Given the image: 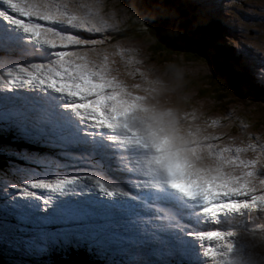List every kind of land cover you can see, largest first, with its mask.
Instances as JSON below:
<instances>
[{"label":"rangeland","instance_id":"374dc122","mask_svg":"<svg viewBox=\"0 0 264 264\" xmlns=\"http://www.w3.org/2000/svg\"><path fill=\"white\" fill-rule=\"evenodd\" d=\"M198 2L204 6L202 11L207 13L208 17L206 15L203 16L205 21H208L210 18H214V13L212 12L214 10H216L218 14L222 13L223 15L231 17L230 23L225 19H222L225 24H232L235 28H230L228 31H225L224 28L226 27L222 24L223 31L218 38L219 49L225 54L228 53L232 56H237L238 60L234 58L236 60V65L239 69H243L242 74H249L248 77L245 75V83L241 86L244 92L231 91L225 93V95H228L229 97L224 95L225 97L219 98V94L211 91V86L209 85V76L211 77L214 73L213 68L211 67L214 64L212 61L198 55V60L187 62L183 54L186 53V51L173 50L166 47L160 41L159 42L172 53H168L166 56L162 54H154L152 52V47L150 46L151 41L149 39L151 37L146 33L143 35L148 41L142 38V36L131 39L124 38V36H117L116 38L118 39L113 40L112 36L109 35V40H104V43L98 44L94 47L74 50L71 48L68 52H66L67 58L60 55L59 58L63 61V63L57 65L54 61L53 64L49 66V68H52L49 72L54 71L57 76L70 75L75 77L79 75L80 69L83 67L100 68L102 64H108V59L101 53L103 50L108 49L111 45L116 44H119V46L126 51L125 55L131 54L134 55L136 59L140 60V66L142 68H151L156 73H162L168 66L180 68L184 79H181L179 85L173 87L167 94L170 102L174 106L182 108L184 111L191 112L195 109L198 114H202L203 118L207 119L210 117L209 123L211 125L207 124L208 127L206 129L209 133V139H212L211 141L214 144L218 138L220 139L219 144L221 142L226 143L230 141L232 143L230 151L236 165L240 168V165H242L245 161L251 162L253 158H257L258 155H264V150H262L261 147L264 145V86L256 85L259 77L258 74L264 73V63L258 62L261 61L259 55L264 56V0H198ZM61 3H77V0H61ZM130 4L131 2L128 0H101L100 14L103 16V21L95 20L94 22L97 25L104 21H108L111 27L104 29L101 33H89L88 37L86 33H83L82 38L96 40L98 38L93 37L94 34L101 35L105 30H107L108 33L113 30H120L122 24L125 23L126 17H128L129 13H131L129 11ZM0 7L2 6L0 5ZM132 11H134V9H132ZM138 17L142 19L140 15ZM217 18L220 17L217 16ZM5 20L6 19L4 17L0 16V70L8 74L6 75L7 78H5L0 73V78L2 77L1 80L3 79V82L5 83H0V137L2 138L0 141V159L2 160L4 154L7 153L10 157L12 156V160H10L9 156L4 157V162L6 163L5 165L7 168H3L2 171H0V261L6 264H46L48 263V259L53 261V257L51 255L57 254V252L54 253V251L59 248L54 247L51 249L46 244L52 241L59 242L60 239L63 238L68 240L70 244H67L63 240L61 243L72 248L75 247L92 260H98L99 264H102V262L107 264H188L186 262L187 259L178 260L180 257L177 254L171 255L170 257L168 256L169 254L167 251L171 249L168 242H165L167 245L166 248L160 244L153 245L151 247L146 244L143 248H141L137 244L141 241V238L136 236L130 237L124 231L121 238H109V245L112 248L115 247V251H106L107 247L103 245V248H101L100 245V239L103 238L93 239L100 233L99 229L94 230V228H92V230L91 228H85L83 225L78 226L76 229L83 228L88 230V232L82 233L85 236V239H81V243H83L81 244L80 241L77 240L80 236L75 233L74 225L66 222L72 220V218L70 219V217L63 216L61 219H63L64 222L57 223V221H62L61 219H58L61 217L60 214L62 210H64L63 213H65V215H74V203L77 207L78 205H81V197H78L79 199L77 198L75 201L74 195L70 198H65L64 207L60 205L57 208L52 205L54 202L48 204L47 206H42L43 204L31 206L30 201H41V203H43L44 198L49 197L43 196L48 193L49 188L46 187L36 186V192L30 196L32 200L28 203V205H30L29 208L18 202L17 194L12 196L13 193H9L6 197H12H4L10 189H17L12 186L27 185L29 180L34 177L35 179L37 178V180L43 179L47 181L54 180L57 176L75 175L78 177L80 175L83 177L85 175H90L91 169L100 167L102 168V174L104 176L100 177L102 180L113 181L112 179H115L110 175V170L108 168L110 166L108 163H105L98 158V162L95 159L93 164L90 165L89 159L96 157L95 152L93 151H89L90 156H83L74 159L68 158L66 154H75L74 133L70 135V137L73 138V140H71V147H67L71 138L68 139L69 135H66L67 138H65L60 129L63 128L61 119L63 114L60 116V113L58 112V114L53 117V106L47 101V98H43L45 96L41 95L39 91L36 92L34 88L27 87L28 84H24L22 80L16 81L15 83H19L26 89H34L31 93L33 96H28L27 92L21 93L18 90H15L14 84L8 83V70L12 67L14 68L15 64L30 66L34 63H40L36 57H33V52L37 51V47H39L40 42L28 39V34H24L19 26ZM84 23L86 26L89 25L86 20ZM9 24L16 26L17 32L23 34L16 36V34H14V32L10 29ZM74 34H80L79 30L74 31ZM52 39L55 41L56 37ZM29 41L33 42L35 46L34 48L29 44ZM52 47H54V45ZM93 49L97 52V63L95 64L90 63L86 56L81 55V53ZM129 49L132 51L127 53ZM251 54L254 57L253 63L249 58ZM18 58H22L23 60L18 61ZM48 60L50 59L47 58L39 61H42L40 64H45ZM245 62L247 64H245ZM116 66L119 67L120 65L117 64ZM252 66L254 67L255 72ZM57 67H59L60 71L56 70ZM252 73L257 74L256 78H254V74ZM202 78L206 79L202 80ZM139 79V73L132 77V80L135 82H139ZM190 81L194 83V85H189ZM57 83L64 84L65 81H53L49 88L53 91V94L57 96V98H61L62 96L59 93L60 90H55V85ZM92 83H99L101 84V87L109 86L100 81H92ZM199 87L200 90L198 89ZM252 88L258 90L263 97L257 96V93L255 94ZM36 89L40 90V86ZM126 93L127 94L122 95L119 92L113 91L106 96V99L111 101V118L117 122V124L123 125L124 131L128 135L126 142L129 145L134 142L139 143L131 138L133 137L131 132L136 130V128H129L125 121L128 120L129 114L133 113L138 107V103L141 99V93L138 91L130 92L129 90ZM36 94L37 96L41 95V101H38L39 99ZM133 95L136 97L135 99L131 98ZM104 98L105 96L103 99ZM58 106L59 109L62 110L61 105L58 104ZM64 109H66V106ZM238 114H241V119L239 117L236 118ZM45 115H48V117ZM57 120L59 123L56 122ZM219 121L224 122L227 128L220 129L221 125H218ZM255 122H257V124L253 125ZM46 123H48V125H46ZM70 123L74 125L72 122ZM244 125L248 129H250L253 125V127L256 128L257 134L263 136L261 141H259L258 138L253 137L252 131H244ZM240 131H244L246 135L245 138H243V133H240ZM19 135L24 137V139L21 138L23 139V142H21L18 138ZM257 142H259L260 145H257ZM42 143L46 145L44 149ZM205 144L209 143L205 141ZM130 147L133 148V146ZM237 149H240V151L237 152ZM43 151L45 152V155L41 154ZM127 161L128 160L118 159L115 163L120 166L122 170H126ZM74 169H77L78 171L74 172ZM64 170H66L67 173L70 172V175L65 173ZM62 173L65 174L62 175ZM127 174L128 173L123 172L122 178H130ZM238 174L239 172H237L235 176H238ZM88 177L89 176H87V180L89 181ZM260 179H264V169H260L258 167L255 180L256 194L264 192V186L259 184ZM90 181L91 183L88 186H91L93 189L95 187L94 182L92 180ZM82 183L85 182H77L76 187H74V184L72 185V183L65 185V187L68 186L70 189H75L79 186L80 191H85L86 188L82 186ZM190 184L182 186L185 191H188ZM203 184L204 185L202 186H205V188L202 189H207L209 192L212 190L213 193L220 189L232 191L229 184L221 183L220 181L205 179ZM192 188L193 187H190V189ZM259 189L262 190L259 191ZM28 191L31 190L28 188ZM193 192H196V189L193 190ZM68 193H72V191L66 192L65 194ZM238 197H236V199H250V196ZM228 203L233 202L229 201ZM11 210H18V213L24 220L21 222L15 219L12 215L6 213L11 212ZM42 210H44L43 214H41ZM230 210L243 213L241 215L243 217H240L249 220L248 223H250V225L248 226L250 227L239 226L238 223L242 220L237 223L234 221L231 226H228L230 227L229 229L217 228L214 226L209 227H214L213 229L224 230L226 232H234L235 235L231 237L234 243V251L232 254H235L237 251L242 256L251 254L257 260V264H262L261 262L264 261V216H261V214L257 212L259 207H245ZM247 211L248 213L250 211H255V213L245 215ZM137 212H133L132 215H127L125 217L124 222H126L127 226H131L129 224V219H131V216L133 217ZM196 212H198V210ZM50 213H53L58 217L57 219H55L56 217H52V219L56 220L55 222H52V219L51 221L48 220L50 217H45L44 221L37 219L40 216L49 215ZM255 221L257 222L256 224ZM198 222L199 221L196 223ZM203 223L204 222L202 221L200 225ZM210 224H213V220L209 219L208 225ZM183 228H185V226H183ZM100 229L103 228L100 227ZM108 229L110 228L108 227ZM87 233L93 234L92 238H90L91 235H88ZM158 239L162 240V238ZM102 241L106 242L105 240ZM90 242H92L94 246H92ZM189 242L190 237L186 239L184 246H188L189 248ZM203 242L207 246H211V241L203 240ZM29 244L34 245L33 247L25 249L21 246ZM82 245H85L83 249L81 247ZM214 246L217 248L219 247L216 241H214ZM247 246H249V248L245 249ZM184 252L185 250L182 249V256H185ZM16 254H18L17 257H15ZM60 254L66 256L65 252H58L57 255ZM26 258H28V261Z\"/></svg>","mask_w":264,"mask_h":264},{"label":"snow or ice","instance_id":"6c2138e0","mask_svg":"<svg viewBox=\"0 0 264 264\" xmlns=\"http://www.w3.org/2000/svg\"><path fill=\"white\" fill-rule=\"evenodd\" d=\"M88 0H77V4H86ZM2 4L7 6L6 9L0 7V16L10 21L12 24L19 26L20 29L28 34V39L44 43L48 46H53V49L67 48L73 46L74 49H87L102 44L105 41L82 38L83 33H101L104 29L111 27L108 21L97 24L95 27L85 25L84 20L80 18V14H76L69 8L64 7L61 0H2ZM131 9L140 13V17L147 23L155 25L161 35L168 40L177 43H192L197 45L202 38V29L206 21L201 18L207 15L202 11L203 5L198 0H131L129 6ZM185 8H190L191 11L186 12ZM91 11L87 12V16H92ZM35 18V19H34ZM37 21L46 22L39 23ZM79 30L80 34H72L73 31ZM52 37H56L55 41ZM61 39L65 42L62 43ZM70 41V42H69ZM68 51H55L54 56L45 64L34 63L30 66L15 65L13 69H9L8 83L21 81L24 84H32L38 82L40 85L51 86L53 81L64 80V87L60 84L55 85V90H60L61 93L67 94V91L79 93L70 97L72 103L68 106L77 111V114L84 118V121L91 123L96 127L108 125V129L115 130L114 124L109 123L111 114L108 112V107L111 106V101L104 100L110 92L116 91L125 94L128 90L122 85H118L109 71H105L104 67H83L80 69L78 76H57L55 72H49V66L55 61L56 64L63 63L60 60V55ZM70 67V65H69ZM60 71L59 67L56 69ZM258 83L264 86V73H259ZM257 74L254 73V78ZM92 81H100L108 87H101L99 83ZM135 99L133 95L131 97ZM82 102H74L75 100ZM107 105V106H106ZM94 109L105 113V117L98 116ZM132 113L129 114V116ZM103 121V122H100ZM127 123V120L125 121ZM139 143H132L128 146H133L134 151L127 152L122 159L137 160L139 163L141 157L151 153L155 154L156 149L146 139L145 135L141 134ZM109 140L118 141L116 135H109ZM264 150V145L261 146ZM239 160V158H238ZM264 169V155H258L251 162L245 161L240 165L238 176L232 178L231 181H220L227 183L232 188V191L218 190L214 194L203 191L185 192L179 185L174 184L166 177H159L152 174L151 170L145 171L142 167H129L141 174V179L136 181L137 187H147L149 184L152 187H160L162 184L169 185L172 189L183 194L184 197L191 201H197L201 205L198 213H203L212 219L217 217V214L226 209H241L255 208L258 205L264 207V192L256 194L255 180L257 168ZM151 175L150 180L143 179ZM80 178L75 175L57 176L54 180H34L31 183L33 186H41L52 189L53 191H61L65 185L77 182ZM89 180L94 182V185L106 196L115 194L127 195L117 186L108 183L98 176H89ZM214 180V179H208ZM219 181V180H214ZM259 184L264 186V179L259 180ZM175 185V186H174ZM18 195L32 196L33 193L28 191L25 185L17 186ZM73 191L74 189H68ZM238 196H250L248 198L236 199ZM232 201L233 203H228ZM50 203L49 198H44L42 206H47ZM210 204L218 205V208L213 211H207ZM191 235L200 238L201 240L216 241L219 247L205 246L204 254L209 258L211 264H232V253L234 251V243L231 239L235 235L232 231H222L213 229L209 231L193 230Z\"/></svg>","mask_w":264,"mask_h":264},{"label":"clouds","instance_id":"9594fccd","mask_svg":"<svg viewBox=\"0 0 264 264\" xmlns=\"http://www.w3.org/2000/svg\"><path fill=\"white\" fill-rule=\"evenodd\" d=\"M63 6L80 14V18L93 27L96 26L95 20L103 21V16L100 14L101 0H89L83 5L65 3ZM88 11L93 15L87 16ZM131 51L129 49L127 53ZM125 53L126 51L119 44L111 45L101 53L108 59V64L102 66L106 72L110 67V74L118 85L124 86L130 92L141 93L138 107L129 116L127 124L129 128H136L145 135L156 149L154 155L149 153L141 157L139 161L141 166L151 170L153 175L166 177L179 186L190 184L193 179L201 187L205 179L231 181L235 174L240 172L230 151L232 143L230 141L218 145L201 143L209 139V133L206 131L207 123L198 120L197 110L184 111L174 106L167 96L173 87L179 85L183 76L182 70L168 66L162 73H156L151 68H142L140 60L134 55H125ZM81 55L86 56L90 63H97L95 49L87 50ZM117 64L120 66L117 67ZM137 73L140 76L139 82L132 80ZM107 119L111 120V116ZM114 127L124 131L121 124H115ZM239 151L240 149H237V152ZM195 189L196 184H193L189 192ZM6 213L14 218L18 215L24 220L18 210ZM46 245L51 249L59 247L60 252L64 250L63 245L52 242ZM231 260L232 264H257V260L251 254L242 256L238 251L232 255Z\"/></svg>","mask_w":264,"mask_h":264},{"label":"bare ground","instance_id":"6f19581e","mask_svg":"<svg viewBox=\"0 0 264 264\" xmlns=\"http://www.w3.org/2000/svg\"><path fill=\"white\" fill-rule=\"evenodd\" d=\"M0 5L4 8V9H6L7 8V6H5V5H3L2 4V0H0ZM190 9V8H189ZM224 20V19H223ZM6 21V20H5ZM207 21V20H206ZM39 23H44V22H41V21H38ZM207 23H208V25L210 26V23L207 21ZM10 25V29L14 32V34H16V36H19V34H23V33H19V32H17V29H16V26H12L11 24H9ZM45 26H47V24L45 23ZM212 26V25H211ZM205 27H206V25H205ZM24 34H26V33H24ZM72 34H74V31H73V33ZM234 34V33H233ZM9 36V35H8ZM52 38H54V37H52ZM16 39V38H15ZM61 42L62 43H64L65 41L63 40V39H61ZM70 42V41H69ZM33 48H34V44H33V42H30L29 43ZM38 45V44H37ZM71 48H73V46H68L67 48H59V47H57L56 49H53L52 48V46H48V45H46V44H44V43H41L40 42V45H39V47H37V51H35V52H33V57H36L37 59H38V62H40V63H42V61H39V60H44V59H47V58H49V59H52L53 58V56H54V52L55 51H61V50H64V51H69ZM61 56H65L66 58H67V53H63V54H61ZM220 56H223V54L222 53H220ZM252 56V55H251ZM253 57V56H252ZM254 58V57H253ZM63 59V58H62ZM49 61V60H48ZM245 64H247L246 62H245ZM250 65V64H249ZM234 67V66H233ZM252 68H253V70H254V72H255V69H254V67L252 66ZM51 69L52 68H49L48 70L49 71H51ZM235 70V69H234ZM54 72V71H53ZM235 73H237L236 71H235ZM252 74H254V73H252ZM238 75V74H237ZM246 75V77H248L249 76V74H245ZM245 75L243 76V77H245ZM70 76V75H69ZM239 77H241L240 75H238ZM5 78H7L6 76H4ZM2 78V77H1ZM1 78H0V81H4L3 79L1 80ZM259 78V77H258ZM5 84V83H4ZM8 84V83H7ZM14 84V89L15 90H18L19 92H21V93H25V92H27V94H28V96H30V95H32L31 93L34 91V89L36 90V92L37 91H39L40 93H41V95H44L43 93L45 92L42 88H47V89H49L48 87L49 86H47V85H40L42 88H40V90H38V89H36V88H39V86H38V83L37 82H33L32 84H28L27 85V87H32V88H34V89H26V88H24L23 86H21L19 83H13ZM1 85V84H0ZM53 87V86H52ZM13 88V87H12ZM55 93V92H54ZM58 93V92H57ZM35 94V93H34ZM12 95V94H11ZM33 96V95H32ZM36 96H37V94H36ZM57 97V96H56ZM37 98L39 99L38 101H41L42 100V97L39 95V96H37ZM43 98H45V97H43ZM46 99V98H45ZM47 101L48 102H50V104L52 105L53 104V101H52V99H50V98H48L47 99ZM70 101L72 102V100L70 99ZM66 105V104H65ZM64 107V106H63ZM202 109V108H201ZM66 110L71 114V115H73V113H72V110H71V108L70 107H68V105H66ZM62 111V110H61ZM58 112L60 113V116H61V114H63V113H61L60 111H53V117H54V115H56V114H58ZM46 117H48V115H45ZM55 119H57V118H55ZM61 119H62V124H63V128H60L61 129V131H62V133L64 134L63 136H65V138H67V136L69 135V137H68V139H70V142H69V144H67V147H71V140H73V138L72 137H70V135L71 134H73L74 133V152L75 153H77L76 155H86V156H90V152L89 151H93L92 150V147H90V144L91 145H93V144H95L96 142H93V141H91V140H89L88 142H86V145L87 146H89V147H85L86 145H83L82 143H81V138H82V134L81 133H78V128H77V126L76 125H72L70 122H72L73 124H74V117H72V118H69L68 120H64L63 119V117L61 116ZM121 119V118H120ZM118 120V119H117ZM45 121V120H44ZM70 121V122H69ZM56 122H58V120L56 121ZM46 125H48V123H46ZM85 126V125H84ZM72 129H71V128ZM86 127V126H85ZM124 129V128H123ZM128 131V130H127ZM230 131V130H229ZM78 134L80 135V138H79V136H78ZM67 135V136H66ZM219 137V136H218ZM18 138L20 139V141L21 142H23V139H24V137L22 136V135H19L18 136ZM21 138H23V139H21ZM67 140V139H66ZM65 140V141H66ZM212 139H208V140H205V141H207L209 144H214L212 141H211ZM93 142V143H92ZM135 143V142H134ZM42 145H43V149L46 147V145H44V143H42ZM66 145V144H65ZM107 150H109V148L108 149H106V150H103V153L102 152H96L95 153V156L96 157H92V159H89V161H90V165L91 164H93V162L95 161V159H96V161L98 162V158L101 160V161H104L105 163H108V151ZM45 151V150H44ZM42 152L41 154H43V155H45L44 153L45 152ZM126 153H127V149H126V151H125ZM92 153V152H91ZM48 154V153H47ZM94 154V153H93ZM102 154H103V158H102ZM66 156L68 157V158H72V159H74V155L73 154H70V155H67L66 154ZM94 158V159H93ZM119 158H120V156H119ZM121 162V161H120ZM125 164V163H124ZM125 167V166H124ZM129 167H133V164L131 163V162H128L127 163V167H126V170H122L121 168H118V167H115V168H113V169H111L110 167H108L109 168V170H110V175L113 177V178H117V179H122V180H124L127 184H129V185H131V186H133V187H136L135 185H136V179L138 178V174L137 173H135L132 169H130ZM76 171H78L77 169H74V172H76ZM123 172H126V173H128L127 175L128 176H130V178H128L127 176V178H125V177H123L122 178V175H123ZM87 176H98V177H104L103 176V174H102V168H100V167H98V168H93V169H91V173H90V175H85V176H78L80 179L77 181V182H79V181H84L85 183H82V186H84L85 188H86V190L84 191V190H79L80 192V194H82L83 196H84V203L86 204V206L88 205V207L90 206V203H92L93 201H95L96 200V198L98 197L96 194H97V191H99L100 192V190H99V188L98 187H94L93 188V190L94 191H90L89 189L91 188V186H88L90 183H91V181L89 180H87ZM34 180H37V178L35 179V177L33 178V179H31V180H29V182H31V181H34ZM28 182V184L27 185H25L27 188H29L31 191L30 192H32L33 194L36 192L35 191V188H36V186H33L31 183H29ZM77 182H74V183H72V185L74 184V187H76V184H77ZM222 183V182H221ZM212 184V183H211ZM204 185V184H203ZM223 185V184H222ZM227 185V184H226ZM213 186V185H212ZM260 186V185H259ZM79 187V186H78ZM205 187V186H204ZM221 188H223V187H221ZM68 189H70L68 186L67 187H64V189L63 190H61V191H53L52 189H49L48 190V193H46V194H44L43 196H49L48 198H49V200H50V203L49 204H51V203H53L52 205H54L56 208L57 207H59L60 205H61V201H58L57 200V198L58 197H61V196H64L65 198H70L71 196H73L74 195V193H68V194H65L66 192H70ZM83 189V188H82ZM95 190H97V191H95ZM221 190V189H220ZM262 190V189H261ZM260 189H259V191H261ZM228 191V190H227ZM137 193H136V196L138 197H141L142 196V200L143 201H147L148 202V198L147 197H149V200H150V198H152V199H154L157 203H159V202H163V203H169L165 198H161V197H159V196H156V195H150V193H149V190H147V189H144V188H142V189H138L137 191H136ZM117 195V194H116ZM116 195H114L113 197H112V199H115V200H117V202L119 203V206H120V208H118L117 210H118V212L116 213V216H115V218L114 219H112V218H110V217H107V216H103L106 220H107V223L109 224V225H111V224H114V222L115 223H118L117 221H118V216H119V214H120V221L122 220V214H124L125 212H124V209H126V208H128V210H126V211H129V203H128V201H127V204L125 203V201L124 200H121L120 201V199L118 198V196H116ZM174 197H171L170 198V201L172 202V204H173V206L171 207V208H168L170 211H172V216L170 217V219H171V221L174 223V225H172V224H165V226H164V229L166 230V231H172V229L174 228V227H181L183 230H185V228H183V226H184V219L183 218H185V219H189V222H191V221H194V222H197V221H202V219H201V217L200 216H198V215H196L195 214V212H194V210H191V206L188 204V203H186L184 200H182L181 198H177V196L176 195H174V194H172ZM107 197V196H106ZM78 198V197H77ZM77 198H75L74 197V201L75 200H77ZM109 198H111V197H109ZM239 198V197H238ZM56 199V200H55ZM79 199V198H78ZM30 200H32V198L30 197V196H23L21 199H19V201H20V203L21 204H23V205H25V204H28L29 203V201ZM55 200V201H54ZM100 199H98L95 203H94V211H93V213H87V215L85 214L84 215V218H83V220H84V222H85V224L86 225H84L82 222H81V224H83V226H85V228H90L91 227V229L92 228H94V230H97V229H99L100 230V233L98 234V236H95V238H93V239H98V238H103V239H100L101 240V242H100V245H101V248H103L102 246L103 245H105L106 247H108L107 245H106V242H103L102 240H105V237H106V235H107V233H109L110 231H112V230H114L112 227H110V226H108L110 229H108V227L107 228H105L106 227V224L104 225V226H102L103 227V230H101L100 229V226L101 225H103L104 224V222L103 221H100L99 219H98V215H100V214H98V211H100V208L102 207H104L105 208V206L106 205H110L111 203H112V200L111 201H107L106 203H102L101 201H99ZM180 201H183V202H180ZM72 203V202H71ZM30 204H31V206H34V205H36V204H43V203H41V201H30ZM73 204V203H72ZM81 204V203H80ZM26 206V205H25ZM85 206V207H86ZM118 206V205H117ZM27 207V206H26ZM29 207H30V205H29ZM62 207H63V205H62ZM258 207H259V210L257 211V212H259V214H261V216H264V207H261V206H259L258 205ZM38 208V207H37ZM103 208V209H104ZM36 209V208H35ZM74 210H75V212L77 211V212H80V210L82 211L83 210V208L82 207H77V206H75V203H74ZM122 210H123V213H122ZM141 210V211H140ZM138 212H137V217H141V218H143V216H141L142 215V211H144V210H142V208L140 209ZM43 212H44V210H42L41 211V214H43ZM101 212V211H100ZM116 212V211H115ZM111 213H112V211H110L109 210V215H111ZM249 213H255V211H250ZM248 213V214H249ZM98 214V215H97ZM235 214V213H234ZM101 216V215H100ZM182 216H183V218H182ZM16 217H18L19 218V216H17L16 215ZM67 217H70V218H73V216H71V215H67ZM132 217V216H131ZM243 217V216H242ZM55 219H57V217L55 218ZM55 219H52V221H56ZM58 219H60V218H58ZM62 221H57V223H60V222H64V220L63 219H61ZM130 220V219H129ZM125 221V220H124ZM225 221H226V217H225ZM68 224H71V225H74V221L73 220H71V221H66ZM199 223V222H198ZM257 222L255 221V224H256ZM91 224V225H90ZM125 224H126V222H125ZM252 224V223H251ZM80 225V224H79ZM146 225H148V224H146ZM115 226H116V224H115ZM123 226H125V225H123ZM222 227L223 228H226L227 229V227L225 226V224H223L222 225ZM248 227H250V226H248ZM124 228H126V227H124ZM229 229V228H228ZM235 229V228H234ZM255 229V228H254ZM76 230H78V232H76L77 234H78V236H81V234L82 233H86V232H88V230H85V229H83V228H79V229H76ZM93 230V229H92ZM241 230V229H240ZM244 230V229H243ZM224 231V230H223ZM185 233L186 234H188V235H191L190 233H189V231L187 230V231H185ZM88 234V233H87ZM88 235H91L90 236V238H92V235L93 234H88ZM170 236L172 237V236H174V232H172V233H170ZM171 237H169V238H171ZM254 238V237H253ZM142 239H144L143 238V234H142ZM176 239H177V237H176ZM186 239L187 238H185V239H182V240H180V241H186ZM159 240V239H158ZM89 241H90V239H89ZM133 241V240H132ZM136 241V240H135ZM81 242V241H80ZM140 242V241H139ZM98 243V242H97ZM148 243L149 244H154V243H156V240H153V239H149L148 240ZM90 244L92 245V246H94V244H92V242H90ZM161 245V244H160ZM192 245H193V249H189L188 248V246H184V248H183V250H185V255H190V253L191 252H193V251H195L197 248H198V246L195 244V243H192ZM186 247H187V249H186ZM246 248H249V246H247V247H245V249ZM190 250H192V251H190ZM259 250V249H258ZM100 252V251H99ZM102 253V252H101ZM236 253V252H235ZM244 254H246V253H244ZM186 262L188 263V264H193L194 262H190L189 260H186ZM262 264H264V261H262L261 262Z\"/></svg>","mask_w":264,"mask_h":264},{"label":"trees","instance_id":"16d2710c","mask_svg":"<svg viewBox=\"0 0 264 264\" xmlns=\"http://www.w3.org/2000/svg\"><path fill=\"white\" fill-rule=\"evenodd\" d=\"M129 11L131 13H129V16L126 17L125 23H123L122 26L120 27L121 29L118 30L117 32L111 33L112 39L116 38L117 36H122V37L127 36V37H136V38L142 36V38L146 40L147 38H145V36L143 35L144 33H146L151 37L149 39L151 41L150 46L152 47V52L154 54H162L164 56H166V54L168 53L171 54L172 52L168 50L167 48H165V46L161 44L159 40L156 38V34H155L156 26L145 22L143 19H140L138 17L140 14L136 10L132 11V9L130 8ZM210 31L211 33L214 32V35L211 36V39H212L214 47L217 48V41H216L217 35L215 32V29L212 28L211 30L210 28ZM97 38L102 39V40H108L109 35L108 36L99 35ZM183 54L187 62L199 59L198 55L195 53L186 52ZM222 54L223 56L220 57V62L223 64L225 69L230 70L234 74V78H231L233 76L230 77V75L227 72L220 70L218 66L214 65L211 62L213 64V66L211 67L213 68L214 73L211 75V77L209 76V85L211 86L210 90L213 91L214 93H218L219 98H223L225 96L229 97L228 95H225V93L231 92V91H243L244 92L241 86L242 84L244 85L245 79H246L245 77H242L244 76V74H242L243 69L238 68V66L236 65V60L234 59L235 57L230 54L228 55H226L225 53H222ZM166 58L169 59L168 57ZM241 67H242V64H241ZM235 71L237 73H235ZM237 74L240 75L241 77H239ZM205 79L206 78H202V80H205ZM1 140L2 138H0V141ZM3 163H4V160L0 159V168H4ZM79 257L80 259L84 260L82 258L84 257L83 254L79 255Z\"/></svg>","mask_w":264,"mask_h":264},{"label":"water","instance_id":"95a60500","mask_svg":"<svg viewBox=\"0 0 264 264\" xmlns=\"http://www.w3.org/2000/svg\"><path fill=\"white\" fill-rule=\"evenodd\" d=\"M131 2V0H129ZM189 8H185V11L188 12ZM205 26L202 29V38L200 40V43L197 45H193L192 43H177L175 41L168 40L165 36L161 35L158 29L156 28V38L163 43L166 47L171 48L173 50H182L186 52H191V53H196L197 55L212 61L216 66H218L221 70L224 68L220 63L219 59L216 55L215 49L212 50V45L211 41L209 38L205 36ZM213 51L215 53H213ZM218 53V52H217ZM224 70V69H223ZM58 254L65 252L66 256H63L62 254L60 255H51L53 257V261L48 259V263L46 264H97L95 260H92L89 258L87 255H84L82 257L84 260L80 259L79 255V250L74 248H66L64 247V250L60 252V249H56L54 253ZM0 264H2L0 262Z\"/></svg>","mask_w":264,"mask_h":264}]
</instances>
